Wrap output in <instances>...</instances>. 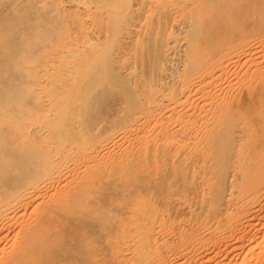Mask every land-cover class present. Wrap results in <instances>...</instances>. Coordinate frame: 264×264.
Here are the masks:
<instances>
[{
	"label": "bare ground",
	"instance_id": "6f19581e",
	"mask_svg": "<svg viewBox=\"0 0 264 264\" xmlns=\"http://www.w3.org/2000/svg\"><path fill=\"white\" fill-rule=\"evenodd\" d=\"M0 264H264V0H0Z\"/></svg>",
	"mask_w": 264,
	"mask_h": 264
},
{
	"label": "rangeland",
	"instance_id": "374dc122",
	"mask_svg": "<svg viewBox=\"0 0 264 264\" xmlns=\"http://www.w3.org/2000/svg\"><path fill=\"white\" fill-rule=\"evenodd\" d=\"M42 4H43V3H39V5H42ZM259 59H261V58H258V59H257L258 61H256V62H259V63H260ZM243 60H245V59H243ZM243 60H242V64L244 63ZM261 60H263V59H261ZM246 61H247V60H246ZM246 63H247V62H245L244 65H246ZM248 66H249V65H248V63H247L246 67H248ZM41 73H43V68L41 69ZM41 73H40V77L38 76L37 79L39 80V82L44 83V82L46 81V79H45V78H41V76H42ZM111 98H112V97H111ZM111 98H110V99H111ZM115 98H116V97H115ZM110 99H109V101H108V102H109L108 104H110L111 102H114V101H112V100H114L113 98H112L111 100H110Z\"/></svg>",
	"mask_w": 264,
	"mask_h": 264
}]
</instances>
